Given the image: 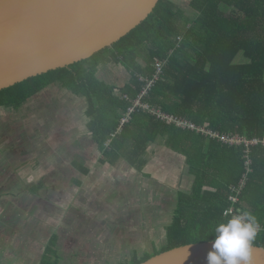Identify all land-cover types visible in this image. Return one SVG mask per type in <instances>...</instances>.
<instances>
[{
  "label": "trees",
  "instance_id": "1",
  "mask_svg": "<svg viewBox=\"0 0 264 264\" xmlns=\"http://www.w3.org/2000/svg\"><path fill=\"white\" fill-rule=\"evenodd\" d=\"M191 7L196 15L189 26L173 0H160L146 20L113 46L0 91V107L14 109L52 84L85 97L89 130L104 162L123 159L151 177L145 171L149 144L183 159L191 188L177 193L164 243L119 264H140L181 245L213 241L216 225L230 218L224 211L231 187L247 173L245 145L168 124L141 108L121 126L146 84L141 78L153 76L157 60L166 63L144 102L198 128L264 139V0H193ZM111 63L130 74L121 87L99 76ZM250 149L251 171L238 206L263 227L253 245L264 247V144ZM57 240L55 234L40 264H63Z\"/></svg>",
  "mask_w": 264,
  "mask_h": 264
},
{
  "label": "rangeland",
  "instance_id": "2",
  "mask_svg": "<svg viewBox=\"0 0 264 264\" xmlns=\"http://www.w3.org/2000/svg\"><path fill=\"white\" fill-rule=\"evenodd\" d=\"M185 1L174 0L183 14ZM99 76L120 87L130 79L125 68L113 63L102 69ZM62 88L43 91L39 99L31 100L32 107L23 112L0 109V116L11 123L4 146H0V164L7 161L5 154L15 165L31 162L43 166L38 172L36 168L22 172L16 166L6 170L0 165L2 182L10 177L4 186L0 181V198L8 188L14 194L13 219L19 223L14 226L16 241L11 248L0 241V264H40L54 234L60 239L58 250L63 264H119L136 252L142 254L164 243L177 193L191 188L192 179L185 171L183 159L155 144H149L145 167L151 177L123 159L109 170H102L99 179L83 171L76 177L70 163L85 167L79 157L86 161L87 154L95 153H92L94 140L88 126L90 119L85 114L87 100ZM77 144L80 154L75 162ZM88 165L97 168L93 162ZM19 173L44 176L53 190L46 191L43 200L39 199L37 194L24 190V184L13 182L20 178ZM57 191L63 192L62 196L55 195Z\"/></svg>",
  "mask_w": 264,
  "mask_h": 264
},
{
  "label": "water",
  "instance_id": "3",
  "mask_svg": "<svg viewBox=\"0 0 264 264\" xmlns=\"http://www.w3.org/2000/svg\"><path fill=\"white\" fill-rule=\"evenodd\" d=\"M160 0H0V91L113 46ZM212 241L181 245L140 264H207ZM252 264L264 247L252 246Z\"/></svg>",
  "mask_w": 264,
  "mask_h": 264
},
{
  "label": "crops",
  "instance_id": "4",
  "mask_svg": "<svg viewBox=\"0 0 264 264\" xmlns=\"http://www.w3.org/2000/svg\"><path fill=\"white\" fill-rule=\"evenodd\" d=\"M192 1L193 0H186L185 1L186 9H185L184 15H183V17H185V16L188 17L189 22H190L189 26L191 25V20L196 15L195 11L191 7ZM51 87H57V88L60 87V88H62L61 84H52V85L46 87L45 89H43L40 93H38V94L34 95L33 97H31L19 109L6 108V107H0V109H6L8 111L11 110V111H15L16 113L23 112L24 110L28 109L29 107H32V105L34 104L33 102H35V100L39 99V97H40V95L42 94L43 91H45L47 89H50ZM70 93H72V92H70ZM77 97H79V96H77ZM31 100H33V102H31ZM1 113L2 112H0V114ZM10 125H11L10 119L5 118L3 115L0 116V146L3 145V140H5L7 138L6 134L8 132V129H9ZM6 128H7V131H6ZM2 131H3L4 134L1 133ZM91 134H92V138L94 140L93 133L91 132ZM1 138H2V140H1ZM94 143H95V145H94ZM94 143H92L93 144L92 153L95 152L93 155L91 154V152H90V155L87 154V157L84 154H82V155L85 156L86 161L82 159L83 158L82 156L79 157V154H80L79 147H80V145L79 144L76 145V148L74 150L75 162L77 161V158L79 157V158H81V163H85V165H86L85 167L89 168V169L85 168L83 166V164H73V163L71 164L70 163V167L72 168V171L75 172L76 177L78 176L80 171H83V172H86V174L90 173L93 176V178L99 179L101 177V175H103V171L102 170H109V168H112L116 163H118L120 161V160L119 161H115L113 163L102 161L101 160V158H103L102 148L95 142V140H94ZM153 147H156V146H153ZM82 149L84 150L83 146H82ZM84 151H85V153H89V150H84ZM172 153H175V152L172 151ZM93 156H94V158H93ZM3 157L7 161L4 164H0V165H2L6 170H9L10 168L15 169V166H16L22 172H25V171L28 172L30 169H34V168H36L37 169L36 171L38 172L39 169L43 168V166L40 165V163H35V165L34 164L32 165L31 162H29V163L22 162V163H19L18 165H15L14 162H10V160H9L7 155L5 156V154H4ZM72 160H74V158H72ZM72 160L70 162H72ZM90 162H93L94 164H97V168L95 166L90 167L88 165V163H90ZM98 164H99V166H98ZM96 172H98V173L96 174ZM146 172H147V170H146ZM24 174H26V173H19V175H21L20 178H15L16 181H13V182H17L18 181L19 183L24 184V190H27L31 194L33 193L34 195L37 194L39 196V199L41 198L43 200L42 195H44V193L46 191H48V190H53V187L52 188L49 187V184H48L49 182L46 181V177H44V176L43 177H41V176L40 177L31 176V175H29V174H31V172L29 174H27V176H24ZM141 174H143V173L141 172ZM71 176L73 177V175H71ZM0 181H1V186H4L3 183H9L10 182V177H6V180L3 181V182H2V179H0ZM32 182L34 184H36V185H32V186H34L33 188H31L32 186L30 187ZM69 183L71 184L72 182L70 181ZM30 188H31V190H30ZM36 188H38V189L34 190ZM41 189H43V192L40 194L39 191ZM0 192H1V190H0ZM2 193H6V195L0 198V241H2V243H3L2 245L7 244L8 247L10 245L9 248H11V246L13 245V242L16 241L14 226H17L19 223L18 224L15 223V221L13 219V209L15 208V203L13 202L14 194H10L9 193V188H8V190L6 192L3 191ZM30 193L24 192V194H26L27 196L30 195ZM57 193L62 196L63 192L57 191L55 193V195H57ZM24 222H25V220H23L22 225H25ZM30 232L31 231H29L27 233H30ZM11 234H12V236H11ZM2 245H0V247Z\"/></svg>",
  "mask_w": 264,
  "mask_h": 264
},
{
  "label": "clouds",
  "instance_id": "5",
  "mask_svg": "<svg viewBox=\"0 0 264 264\" xmlns=\"http://www.w3.org/2000/svg\"><path fill=\"white\" fill-rule=\"evenodd\" d=\"M260 228L257 218L247 211L218 223L207 264H252V246Z\"/></svg>",
  "mask_w": 264,
  "mask_h": 264
},
{
  "label": "built area",
  "instance_id": "6",
  "mask_svg": "<svg viewBox=\"0 0 264 264\" xmlns=\"http://www.w3.org/2000/svg\"><path fill=\"white\" fill-rule=\"evenodd\" d=\"M165 61L157 60L155 63V73L151 78H145L142 77L141 79L143 81H146L145 86L141 90L140 94L138 97L133 101V105L129 108L128 114L124 116L121 120V126L128 122L132 116V113L135 112L138 108L144 109L151 113L153 116H155L157 119L162 120L168 124L175 123L178 126L182 128H191V129H197L199 131H202L206 133L207 135L217 138L220 141L226 143V144H231V145H245L246 147V167H247V173H245L240 180L239 184L234 185L231 187L232 189V194L229 198L230 205L226 208L224 211L225 216L231 217L232 215L238 214L240 212H244L242 208L238 206V203L240 202V194L245 187L246 184V179L248 173L251 171V149L250 146L254 144H259L262 143L264 144V139H259V138H254V139H247L243 136L239 135H232V134H221L216 131H212L210 129L205 128H198L195 124L192 122H189L185 119L178 118L174 115L167 114L163 112L161 109L156 108L151 106L149 103L144 102L143 99L149 94L150 90L155 86L156 82L159 80L164 66H165ZM263 230V227L261 226L260 231Z\"/></svg>",
  "mask_w": 264,
  "mask_h": 264
},
{
  "label": "flooded vegetation",
  "instance_id": "7",
  "mask_svg": "<svg viewBox=\"0 0 264 264\" xmlns=\"http://www.w3.org/2000/svg\"><path fill=\"white\" fill-rule=\"evenodd\" d=\"M54 235H55V234H54ZM52 237H53V236H52ZM58 240H60L59 237H58ZM58 240H57V246H59V243H58L59 241H58ZM48 245H49V244H48ZM48 245H47V246H48ZM47 246L45 247V251H46ZM59 247H60V246H59ZM59 252H60V250H59ZM44 253H45V252H44ZM76 255H77V254H76ZM61 256H62V255H61Z\"/></svg>",
  "mask_w": 264,
  "mask_h": 264
}]
</instances>
